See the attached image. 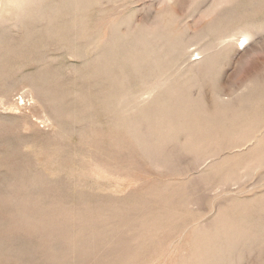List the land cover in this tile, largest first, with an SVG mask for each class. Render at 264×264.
<instances>
[{
  "label": "rangeland",
  "instance_id": "1",
  "mask_svg": "<svg viewBox=\"0 0 264 264\" xmlns=\"http://www.w3.org/2000/svg\"><path fill=\"white\" fill-rule=\"evenodd\" d=\"M0 147V264H264V0H0Z\"/></svg>",
  "mask_w": 264,
  "mask_h": 264
},
{
  "label": "bare ground",
  "instance_id": "2",
  "mask_svg": "<svg viewBox=\"0 0 264 264\" xmlns=\"http://www.w3.org/2000/svg\"><path fill=\"white\" fill-rule=\"evenodd\" d=\"M49 6H50V5H49ZM244 42H245V40L243 41V43H244ZM47 47H48V46H47ZM39 54H40V53H39ZM43 54H44V53H43ZM46 56H47V55H46ZM103 56H104V55H103ZM39 60H40V58H39ZM40 65H42V64H40ZM46 75H47V74H46ZM39 76H40V75H39ZM53 77H54V76H53ZM54 78H55V77H54ZM86 81H87V79H86ZM94 82H95V81H94ZM97 82H98V81H97ZM101 82H102V81H101ZM57 83H58V82H57ZM43 84H44V83H43ZM71 84H72V83H71ZM71 84H70V85H71ZM99 84H100V83H99ZM48 85H49V84H48ZM48 85H47V86H48ZM89 85H90V84H89ZM101 85H102V84H101ZM103 85H104V84H103ZM53 86H54V85H53ZM53 86H52V87H53ZM96 86H97V85H96ZM124 88H125V87H124ZM45 89H46V88H45ZM62 91H63V90H62ZM69 92H70V91H69ZM84 92H85V91H84ZM48 94H49V93H48ZM90 94H91V93H90ZM49 95H50V94H49ZM97 95H98V94H97ZM51 96H52V95H51ZM89 97H90V95H89ZM65 98H66V97H65ZM92 98H93V97H92ZM92 98H91V99H92ZM61 99H62V98H61ZM56 100H57V99H56ZM59 102H60V101H59ZM98 102H99V101H98ZM55 103H56V102H55ZM84 104H85V103H84ZM105 105H106V104H105ZM105 105H104V106H105ZM109 105H110V104H109ZM60 106H62V105H60ZM87 106H88V105H87ZM55 107H56V106H55ZM76 108H77V107H76ZM68 110H69V109H68ZM89 110H90V109H89ZM92 111H93V110H92ZM60 112H62V110H61ZM79 112H80V111H79ZM56 113H57V112H56ZM76 113H77V112H76ZM76 113H75V114H76ZM86 114H87V113H86ZM91 115H92V114H91ZM63 117H64V116H63ZM76 117H77V116H76ZM76 117H75V118H76ZM88 117H89V116H88ZM94 117H95V115H94ZM120 117H121V116H120ZM89 118H90V117H89ZM71 119H72V118H71ZM121 119H122V118H121ZM75 120H76V119H75ZM62 121H63V120H62ZM76 121H77V120H76ZM81 121H82V120H81ZM72 122H73V121H72ZM72 122H71V123H72ZM121 122H122V121H121ZM130 122H131V121H130ZM69 123H70V122H69ZM93 124H94V123H93ZM98 124H99V123H98ZM99 125H100V124H99ZM99 125H98V126H99ZM72 126H73V125H72ZM100 126H101V125H100ZM87 127H88V126H87ZM80 131H82V130H80ZM61 135H62V134H61ZM23 136H24V135H23ZM162 137H163V136H162ZM9 138H11V137H9ZM20 141H21V140H20ZM12 142H13V141H12ZM21 142L23 143V141H21ZM11 144H12V143H11ZM14 144H15V143H14ZM3 145H4V144H3ZM20 145H21V144H20ZM16 146H17V145H16ZM0 148H1V147H0ZM6 153H7V152H6ZM0 154H1V153H0ZM8 155H9V154H8ZM8 155H7V156H8ZM4 156H5V154H4ZM0 158H3V156H2V157L0 156ZM26 160H27V159H26ZM20 168H21V167H20ZM9 174H10V173H9ZM1 175H2V174H1ZM7 175H8V174H7ZM16 175H17V174H16ZM35 176H36V175H35ZM7 178H8V177H7ZM7 178H6V179H7ZM8 179H9V178H8ZM18 179H19V178H18ZM12 180H13V178H12ZM5 181H6V180H5ZM24 181H25V180H24ZM2 183H3V182H2ZM5 183H7V181H6ZM9 183H10V182H9ZM7 184H8V183H7ZM7 184H6V185H7ZM4 185H5V184H4ZM2 187H3V186H2Z\"/></svg>",
  "mask_w": 264,
  "mask_h": 264
}]
</instances>
